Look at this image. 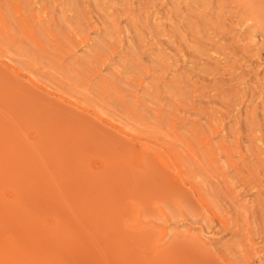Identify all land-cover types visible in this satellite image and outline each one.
I'll list each match as a JSON object with an SVG mask.
<instances>
[{
  "label": "rangeland",
  "instance_id": "obj_1",
  "mask_svg": "<svg viewBox=\"0 0 264 264\" xmlns=\"http://www.w3.org/2000/svg\"><path fill=\"white\" fill-rule=\"evenodd\" d=\"M0 264H264V0H0Z\"/></svg>",
  "mask_w": 264,
  "mask_h": 264
},
{
  "label": "bare ground",
  "instance_id": "obj_2",
  "mask_svg": "<svg viewBox=\"0 0 264 264\" xmlns=\"http://www.w3.org/2000/svg\"><path fill=\"white\" fill-rule=\"evenodd\" d=\"M85 106V105H84ZM121 130V129H120ZM121 132H122V130H121ZM131 132V131H130ZM142 148V147H141ZM146 153V152H145ZM169 179V178H168ZM162 232H164V231H162Z\"/></svg>",
  "mask_w": 264,
  "mask_h": 264
}]
</instances>
